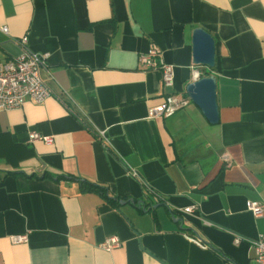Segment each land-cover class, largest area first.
Masks as SVG:
<instances>
[{"label": "crops", "instance_id": "1", "mask_svg": "<svg viewBox=\"0 0 264 264\" xmlns=\"http://www.w3.org/2000/svg\"><path fill=\"white\" fill-rule=\"evenodd\" d=\"M0 26V61L26 36L48 53L50 89L0 110V264H254L264 212L246 202L264 203V0H0ZM195 28L214 40L212 68L192 61ZM152 46L171 87L138 62ZM195 70L215 78L217 123L190 99L149 117L186 95ZM18 234L27 241L12 243ZM111 235L120 244L101 248Z\"/></svg>", "mask_w": 264, "mask_h": 264}, {"label": "built area", "instance_id": "2", "mask_svg": "<svg viewBox=\"0 0 264 264\" xmlns=\"http://www.w3.org/2000/svg\"><path fill=\"white\" fill-rule=\"evenodd\" d=\"M0 32L8 34L7 27L0 26ZM20 47V52L5 61H0V110L7 111L20 108L25 100L33 102H42L49 94L50 89L42 80L40 72L47 68L48 53L36 52L28 48L27 37L24 36L16 41ZM159 51L155 46L150 47L147 51L142 52L138 56V62L144 69H158L161 73V81L163 86H173L172 65L163 63L158 59ZM200 77V72L195 70L192 73V80ZM189 103L187 95L169 94L159 105L148 109L149 117H169L176 111L184 108ZM103 137V131L97 133ZM43 139L48 141L47 137H43L36 132L29 134V140ZM133 176L137 173L132 172ZM246 209L252 213L254 217H260L264 212V203L256 200L246 202ZM194 207H185L178 211L191 213ZM200 247H207L198 238L190 237ZM12 243H21L27 241L26 234L14 235L10 238ZM235 243H239L241 237H235ZM120 244V239L111 235L105 238L100 247L110 250ZM254 249V264H264V234L251 242Z\"/></svg>", "mask_w": 264, "mask_h": 264}, {"label": "water", "instance_id": "3", "mask_svg": "<svg viewBox=\"0 0 264 264\" xmlns=\"http://www.w3.org/2000/svg\"><path fill=\"white\" fill-rule=\"evenodd\" d=\"M192 61L197 65L212 68L215 64L214 40L209 33L201 28H195L191 38ZM188 98L196 105L210 124L218 121L216 102V83L213 75L202 76L190 81L185 87ZM123 203L124 201H119Z\"/></svg>", "mask_w": 264, "mask_h": 264}, {"label": "trees", "instance_id": "4", "mask_svg": "<svg viewBox=\"0 0 264 264\" xmlns=\"http://www.w3.org/2000/svg\"><path fill=\"white\" fill-rule=\"evenodd\" d=\"M209 72H204L203 76L208 75ZM75 179L79 185V189L82 192H94L101 196L103 199H105L107 202L111 204H115V199L108 196L107 189L101 185L91 183L82 179H79L77 177H72Z\"/></svg>", "mask_w": 264, "mask_h": 264}, {"label": "rangeland", "instance_id": "5", "mask_svg": "<svg viewBox=\"0 0 264 264\" xmlns=\"http://www.w3.org/2000/svg\"><path fill=\"white\" fill-rule=\"evenodd\" d=\"M190 105H194V104L192 103V101H190Z\"/></svg>", "mask_w": 264, "mask_h": 264}]
</instances>
